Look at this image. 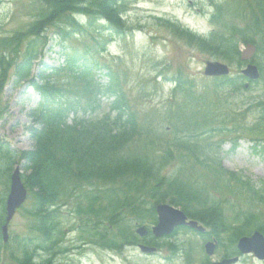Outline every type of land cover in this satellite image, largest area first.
I'll return each mask as SVG.
<instances>
[{"label": "trees", "instance_id": "1", "mask_svg": "<svg viewBox=\"0 0 264 264\" xmlns=\"http://www.w3.org/2000/svg\"><path fill=\"white\" fill-rule=\"evenodd\" d=\"M31 1L35 6L32 22L23 30L0 38V92L12 75L14 84L29 78L39 97L31 112L33 122L26 129L32 148L16 152L0 144V160L4 164L0 168L1 183H6L13 162L22 160L29 171L24 183L32 199L26 213L32 220L29 228L34 235L3 245L10 261L66 264L55 260V256L63 250L60 242L69 223L85 244L121 250L137 242V225L153 224L154 207L163 202L179 206L215 235L219 234L218 229L232 228L228 232L231 240L248 234L252 228L264 233V178L253 182L220 169L240 182L247 197L236 209L233 205L224 209L205 188L188 182L182 167L166 171L177 153L183 164L184 152L193 151L192 138L167 139L162 131L141 124L124 101L114 71L112 75L109 72V79L103 84L97 81L95 70L108 68L101 67L93 56L102 53L108 42L97 40L93 34L124 35L126 0ZM246 1L243 6L250 21L243 28L231 23L223 28L227 32L216 29L209 36H197L174 21L165 22L174 34L186 37L202 50L221 59H233L238 41L256 42L251 30L258 27L261 31L264 27V0ZM226 8L224 3H215L211 21L221 20ZM97 21L101 26L94 27ZM50 26L59 38L63 64L42 65L36 78L31 77L34 62L47 46L46 29ZM79 36L93 41L80 50L67 44L68 39ZM173 80L177 94L186 92L181 73ZM105 96L112 98L107 109L101 105ZM203 102L206 103L205 94ZM248 129L264 130L261 124ZM261 150L264 153V144ZM195 158L199 161V156Z\"/></svg>", "mask_w": 264, "mask_h": 264}, {"label": "rangeland", "instance_id": "2", "mask_svg": "<svg viewBox=\"0 0 264 264\" xmlns=\"http://www.w3.org/2000/svg\"><path fill=\"white\" fill-rule=\"evenodd\" d=\"M214 3H224L227 6L221 20H216L215 24L210 21ZM244 3L247 1L126 0L124 35L106 37L104 34L99 37L93 34L97 40L106 39L108 42L102 53L93 56L101 67L105 65L108 68L95 70L97 81L103 84L109 79V72L112 75L114 71L118 78L115 83L121 89L124 101L129 104L131 112L137 115L141 124L148 125V129H156L159 133L162 131L167 139L208 126L209 129L202 133H210L199 138L198 147L193 153L199 155L201 149L205 148L218 162L199 163L186 152L183 164L178 160L179 154H176L166 166V171L182 167V175L188 182H196L198 187L205 188L209 196L220 201L226 210L231 209L232 205L236 209L247 197H244L240 182L231 179L220 168L241 174L253 182L264 178V153L260 150L264 142L252 140L256 136L264 138V131L247 129L254 126L261 113L264 114V72L259 81L245 89L239 86L231 90L226 84L221 85V78L205 77L203 70L207 61L227 63L232 77L240 74L244 66L236 59L232 62L225 61L215 53L188 42L186 37L174 34L165 20L176 19L196 35H209L213 28L227 32L223 30L227 24L234 23L241 28L249 24ZM34 7L31 0H0V38L10 36L16 30H23L32 22ZM98 26L101 25L97 21L94 27ZM54 30L53 26L46 29L49 36L47 46L42 56L34 62L31 71L35 78L42 65L63 64L61 44ZM251 32L260 42L264 54L262 29L258 31V27H254ZM92 41L79 36L68 39L67 44L80 50ZM244 46L245 44H241L240 50ZM179 73L186 80L187 86L183 87L186 92L177 94L173 79ZM4 88L0 109V141L8 142L18 151L29 150L33 142L26 129L31 124L30 112L38 99L36 90L28 82L15 86L11 80L7 81ZM204 94L206 103L203 102ZM111 101V97L105 96L102 107L107 109ZM240 126L243 132L239 129ZM234 128H237L236 133L230 132ZM222 129L224 132H218ZM202 158L206 160L205 156L200 157V160ZM22 172L28 173V170L22 168ZM227 184L232 186L227 187ZM31 204L32 200L28 199L11 220L8 227L11 237L16 236L22 240L34 235L28 228L31 220L26 216V210ZM64 233L60 242L64 250L56 254L55 260L66 264H203L209 259H218L221 254L219 248L214 257L207 258L203 254L202 243L196 242L194 235L181 231L172 238L161 240L162 246L157 247L152 255L142 254L135 245H126L121 250L103 249L85 244L74 231L66 229ZM189 237L191 243L186 242ZM164 242L176 243L178 250L172 253L169 246H163ZM188 256L192 258L187 259ZM256 263L249 256L242 260V264ZM0 264L16 263L10 261L3 252Z\"/></svg>", "mask_w": 264, "mask_h": 264}, {"label": "water", "instance_id": "3", "mask_svg": "<svg viewBox=\"0 0 264 264\" xmlns=\"http://www.w3.org/2000/svg\"><path fill=\"white\" fill-rule=\"evenodd\" d=\"M255 48L252 45H247V48L241 53L242 59H248L254 52ZM204 74L208 76L212 75H223L228 72V68L224 64L218 62H207L205 66ZM244 76L252 79L258 77L257 67L252 65H247V67L242 71ZM10 190L8 198L6 201V221L2 226L3 230V240L7 238V224L11 220V216L14 214L15 210L21 205L25 200L26 190L24 185H22L20 180V175L18 174V168L14 170L10 178ZM155 212L157 214L156 224L151 227L150 232L156 237H161L170 234L177 226H188L194 230L203 231V227L197 223V221L187 220L186 215L183 211L178 208L173 207L169 204L163 203L155 207ZM136 233L140 236L147 233V229L142 226L136 229ZM238 248L243 252L254 251L260 257H264V238L259 232H254L251 237H242L239 240ZM209 245V243H208ZM212 244L210 243L209 249L207 246V253L212 251ZM140 250L143 252H153L155 247H149L147 245H139ZM229 260H222L220 263L216 264H228Z\"/></svg>", "mask_w": 264, "mask_h": 264}, {"label": "flooded vegetation", "instance_id": "4", "mask_svg": "<svg viewBox=\"0 0 264 264\" xmlns=\"http://www.w3.org/2000/svg\"><path fill=\"white\" fill-rule=\"evenodd\" d=\"M1 205V204H0ZM2 206H0V208H1ZM2 218H3V216H2ZM2 218H0L1 220H0V228H1V226H2V224H3V219ZM193 235H195V240H196V242H199V243H202L201 245H202V247L204 248V245L208 242V240H211V241H213V242H215V248L216 249H219L220 247V245H219V242H218V239H217V237H213V236H211V237H209V238H207V237H204V236H202L201 234H193ZM215 249V250H216ZM221 254H220V257H219V259H217V260H215V261H220V259H224V258H231V257H236L237 259L233 262V264H242V260L245 258V257H247V256H251V255H249V254H240L238 251H237V249H236V247L234 248V251H233V253H229L228 251L226 252V251H224V249H222V252H220ZM215 256V255H214ZM254 260H255V262H257L256 264H264V260L263 261H258V260H256L253 256H251ZM209 263V262H208Z\"/></svg>", "mask_w": 264, "mask_h": 264}]
</instances>
